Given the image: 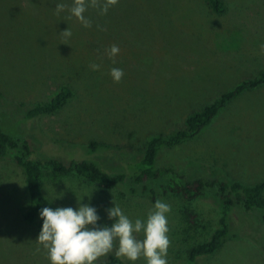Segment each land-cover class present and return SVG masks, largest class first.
Returning a JSON list of instances; mask_svg holds the SVG:
<instances>
[{
  "label": "rangeland",
  "instance_id": "obj_1",
  "mask_svg": "<svg viewBox=\"0 0 264 264\" xmlns=\"http://www.w3.org/2000/svg\"><path fill=\"white\" fill-rule=\"evenodd\" d=\"M224 2L221 15L203 0H118L101 14L104 0L96 7L89 0L84 15L91 27H84L67 8L56 14L57 3L71 7L72 0H0L3 130L27 138L34 159L94 161L109 174H132L151 137L185 129L189 115L264 70V0ZM103 19L128 20L134 32L106 33L98 28ZM67 29L70 36L61 33ZM113 45L119 53L110 58ZM112 68L124 72L118 83ZM64 86L74 97L62 110L28 117ZM91 142L106 147L91 151ZM156 167L164 174L146 183L156 194L142 186L132 192L131 183L103 190L73 174L45 176L42 190L53 209L76 208L87 195L81 203L96 207L98 223L108 226L113 201L133 221L146 218L157 200L169 204L167 262L187 264L188 251L220 227L218 192L211 187L187 200L164 196L161 186L169 179L263 182L264 87L237 97L193 139L162 149ZM54 189L62 198L54 199ZM25 202L22 170L9 155L0 160V264H49L36 225L24 219ZM229 225L220 249L196 264H264L263 213L235 209ZM117 247L118 241L98 262L116 255Z\"/></svg>",
  "mask_w": 264,
  "mask_h": 264
},
{
  "label": "trees",
  "instance_id": "obj_2",
  "mask_svg": "<svg viewBox=\"0 0 264 264\" xmlns=\"http://www.w3.org/2000/svg\"><path fill=\"white\" fill-rule=\"evenodd\" d=\"M209 9L221 15L226 11L224 0H203ZM103 19L98 28L106 33L113 28L134 32L128 20ZM141 25V24H140ZM97 27V26H96ZM264 87V70L260 71L254 79L241 82L233 90L224 93L219 99L205 106L202 110L192 113L186 118L185 129L173 132L170 135H158L151 137L144 152L132 164L133 173L109 174L94 161H71L66 164L58 159L39 160L32 157L33 152L29 141L25 137L7 134L2 128L0 117V160L9 155L21 168L25 185V205L23 216L26 222L35 224L39 233L42 228V220L39 212L43 207H50V202L42 190V180L45 176L52 175H77L86 182L96 185L103 190L113 189L118 185L131 183L132 192L142 186L144 192L156 194L149 189L146 183L158 179L162 174L156 167L159 153L164 148H173L181 145L211 125L221 110L226 108L233 100L244 92ZM74 97L72 89L64 86L47 103H38L28 111L29 118L44 115H53L62 110ZM2 94L0 93V102ZM98 147H106L105 144L91 142L89 148L95 151ZM211 187L216 188L220 200L221 220L220 227L214 232L210 240L194 245L188 251L187 264H196L201 257L211 256L220 249L230 234L229 218L233 210L243 209L247 212H262L264 222V181L248 185L239 181H212L195 179L179 183L168 180L161 186L162 194L178 195L187 200H196L205 194ZM97 264H121L117 255L110 256L105 262Z\"/></svg>",
  "mask_w": 264,
  "mask_h": 264
},
{
  "label": "clouds",
  "instance_id": "obj_3",
  "mask_svg": "<svg viewBox=\"0 0 264 264\" xmlns=\"http://www.w3.org/2000/svg\"><path fill=\"white\" fill-rule=\"evenodd\" d=\"M90 2L91 6H98V0ZM117 2L118 0H104L100 6L101 14H106ZM88 5L89 0H72L71 7L57 3L56 14L59 15L67 8L70 16L75 17L84 27H91L90 21L84 15ZM61 33L65 36L71 35L68 29ZM108 53L110 58L115 57L119 53V47L113 45ZM91 68L98 71L100 65L93 63ZM109 74L116 83L124 76L123 70L119 68H112ZM55 194L54 199L63 196L56 192ZM83 198L77 199L76 208L43 207L40 210L42 228L36 241L47 250L49 264H97L100 257L113 250L114 242L117 241L116 255L123 258L125 264H135L141 257L145 264H168L169 204L157 200L146 218L133 221L113 201V206L107 209V217L113 221L108 226L98 223L100 216L97 208L90 203H81ZM140 233H143V239L136 238V234Z\"/></svg>",
  "mask_w": 264,
  "mask_h": 264
}]
</instances>
